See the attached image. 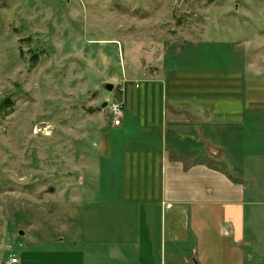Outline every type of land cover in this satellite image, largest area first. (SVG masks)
Here are the masks:
<instances>
[{
	"label": "rangeland",
	"instance_id": "obj_1",
	"mask_svg": "<svg viewBox=\"0 0 264 264\" xmlns=\"http://www.w3.org/2000/svg\"><path fill=\"white\" fill-rule=\"evenodd\" d=\"M181 49L185 67L264 73V0H0V264L22 254L52 261L74 239L111 264L122 235L117 183H87L93 117L107 115L102 52L118 63L113 75L146 78ZM242 131L231 156L251 181L247 235L261 254L264 119Z\"/></svg>",
	"mask_w": 264,
	"mask_h": 264
},
{
	"label": "crops",
	"instance_id": "obj_2",
	"mask_svg": "<svg viewBox=\"0 0 264 264\" xmlns=\"http://www.w3.org/2000/svg\"><path fill=\"white\" fill-rule=\"evenodd\" d=\"M183 50L171 61L155 62L146 78L118 70L113 75L118 63L109 64L108 52H102L101 85L112 83L116 91L101 103L107 115L93 117L97 127L87 183H96L97 175L104 177L102 183H117L119 208L112 212L122 235L109 259L111 264H178L180 259L264 264V246L258 254L259 242L247 235L254 237L247 223L251 181L231 156L248 122L264 119V73L256 74L250 65L185 67ZM113 99L124 102L118 122L102 107ZM72 242L52 261L22 254L19 264H104L103 249L90 252ZM183 249L188 256H179Z\"/></svg>",
	"mask_w": 264,
	"mask_h": 264
},
{
	"label": "built area",
	"instance_id": "obj_3",
	"mask_svg": "<svg viewBox=\"0 0 264 264\" xmlns=\"http://www.w3.org/2000/svg\"><path fill=\"white\" fill-rule=\"evenodd\" d=\"M107 109L115 121L118 122L124 114V102L113 99L108 102ZM9 260V264H19V257L17 256L13 255Z\"/></svg>",
	"mask_w": 264,
	"mask_h": 264
},
{
	"label": "water",
	"instance_id": "obj_4",
	"mask_svg": "<svg viewBox=\"0 0 264 264\" xmlns=\"http://www.w3.org/2000/svg\"><path fill=\"white\" fill-rule=\"evenodd\" d=\"M61 1H70V0H61ZM104 90L107 91L108 93H113L115 89V85L112 83H105L102 85ZM108 106V102L106 101L103 103L102 107L106 108ZM21 234L23 235V232L21 231ZM194 264H200L197 260H194Z\"/></svg>",
	"mask_w": 264,
	"mask_h": 264
}]
</instances>
